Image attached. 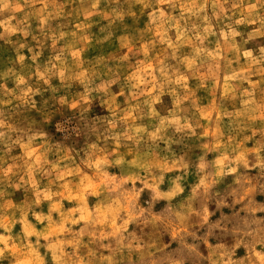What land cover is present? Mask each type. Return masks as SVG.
Masks as SVG:
<instances>
[{
	"label": "clouds",
	"instance_id": "1",
	"mask_svg": "<svg viewBox=\"0 0 264 264\" xmlns=\"http://www.w3.org/2000/svg\"><path fill=\"white\" fill-rule=\"evenodd\" d=\"M0 264H264V0H0Z\"/></svg>",
	"mask_w": 264,
	"mask_h": 264
}]
</instances>
